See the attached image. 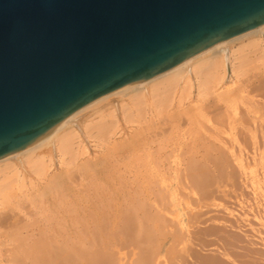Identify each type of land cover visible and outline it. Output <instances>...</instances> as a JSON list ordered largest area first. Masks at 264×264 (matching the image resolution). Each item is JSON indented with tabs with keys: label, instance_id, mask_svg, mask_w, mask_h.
<instances>
[{
	"label": "bare ground",
	"instance_id": "6f19581e",
	"mask_svg": "<svg viewBox=\"0 0 264 264\" xmlns=\"http://www.w3.org/2000/svg\"><path fill=\"white\" fill-rule=\"evenodd\" d=\"M85 117L89 119L85 120ZM167 125L169 127L164 128ZM156 129L161 132L156 133ZM261 139H264V25L221 41L174 69L78 109L42 141L0 159V211H20L25 200L45 205L51 236L44 247L29 244L40 254L33 256L32 264H127L121 250L116 256L119 245L115 237L124 231V220L133 225L136 233L143 234L158 232L162 224L168 222V237L178 244H175L176 248L174 244L170 247L173 255L178 257L177 264H188L187 251H193L198 245L220 247V242L224 244L226 238H235V231H232L233 235L229 231L237 229L238 225L234 223V217L231 222V218L225 216V223H230L226 225L225 219H220L223 216L215 214L216 210L210 208L212 204L205 200L209 196H202L198 203L199 195L190 200L191 197L186 198L170 188L166 173L174 171L176 179H190L194 191L201 189L203 173L207 174V171L223 174L237 166L243 178L252 179L255 171L246 161V151L252 148L254 154L261 156V163ZM244 141L248 142L247 146ZM90 144L96 152L91 151ZM123 166L128 168L127 173H133L136 167L139 169L134 172V181L129 182L132 185L140 178L147 184L142 188L144 203L136 198L134 193H138L134 189L124 187L121 182L126 179L121 173ZM218 177L219 181L207 185L208 189L211 194L227 196L229 181L226 176ZM152 180L160 187L154 199L149 193ZM85 182H90L91 188L82 191L77 186L82 187ZM194 191L192 194L195 195ZM199 206L208 208L206 213L210 215H199ZM219 208L222 213L234 207L217 204ZM45 211L42 212L44 215ZM126 214L131 215L124 217ZM198 224L206 225L205 228L210 230L203 232L204 228L198 233ZM23 228L12 235L16 243L20 240L17 239L18 231ZM94 231L95 235H100L101 242H89L88 237ZM227 240L226 246L231 241ZM5 242H0V255ZM24 245L16 247L26 257H31L33 253L30 256L29 253L33 250ZM153 252V264H169L166 254L160 255L158 249ZM234 254L238 255L237 252ZM104 256L112 261L107 262ZM2 258L0 256V264H7L4 256ZM15 258L18 264H26L25 260ZM143 258L133 264H147L148 259ZM12 262L9 264H14Z\"/></svg>",
	"mask_w": 264,
	"mask_h": 264
},
{
	"label": "water",
	"instance_id": "95a60500",
	"mask_svg": "<svg viewBox=\"0 0 264 264\" xmlns=\"http://www.w3.org/2000/svg\"><path fill=\"white\" fill-rule=\"evenodd\" d=\"M264 25V0H0V159Z\"/></svg>",
	"mask_w": 264,
	"mask_h": 264
},
{
	"label": "rangeland",
	"instance_id": "374dc122",
	"mask_svg": "<svg viewBox=\"0 0 264 264\" xmlns=\"http://www.w3.org/2000/svg\"><path fill=\"white\" fill-rule=\"evenodd\" d=\"M86 119L88 120L89 118L85 117V120ZM167 127H169V125L164 126V128H167ZM155 132L159 133V132H161V130L160 129H156ZM260 141H261L260 144L262 143L261 147H263L262 148V151H263L262 152L263 153L262 156H263V158H262V162L261 163H260V160H261L260 157L261 156L257 155V154H254V151L252 150L251 147H250L251 148L250 150L246 151L247 152L246 156H245L246 161L248 163L250 162L252 164L251 166H252V168H254V171H255L253 173V175H252L253 178L252 179L248 178V180H250V181H248L247 179L243 178L244 175H243V173H241L242 171L239 169V167L232 165L234 167H231L230 168L231 170L227 169V171H225L226 173H224V171H223V174L222 173H218V172L217 173H213V172H210V171L209 172L207 171V174H204L205 173L204 172L203 173L204 176L202 177L201 189L194 191V190H192L194 187H193V183L190 181V179L189 180H186V179L181 180V178L176 179L175 177H176L177 174L174 171H168L166 173L165 176L168 179L170 188L171 187L174 188L175 191H177L179 194L183 195L186 198L190 199V197H191L190 200H195L196 198H198V195H199L200 200L198 201V203H201V200L203 198H206V197L209 196L207 198L208 200L207 199H205V200L208 202V204H210V205L212 204L211 205L212 207H210V208L216 210V212H219V213H216V212H214V213L218 214L220 216H223L220 219L222 221L225 219L223 221L224 223L227 220V217H229V218H231V222L235 221L234 223H236L238 225L237 229L234 228L233 230L229 231L230 234L232 233V231L236 232V233L233 232L235 234V238H234V236L232 238L231 237L230 238H226L225 243H224V240H225L224 239L223 240L224 244H222V242H220V247H219V245L217 246L216 244H213L214 246H212V244H211L212 247L211 246L210 247H208V246L206 247L205 246L206 248H204V246L198 245V247L196 246L195 248L200 250V251L196 250L195 248L193 249V251L192 250L191 251H187V253H188L187 254V256H188L187 257V260H188L187 263L188 264H219V263L220 264H226V263L227 264H229V263L230 264H264V139H261ZM245 143H246V146H247L248 142L246 141ZM260 144H259V146H260ZM249 146H251V145L250 144L248 145V149H249ZM90 147H91V151H93V153H94V151L96 152V149H94L91 144H90ZM171 147H173V145ZM248 151H250V152H248ZM180 154H182V153L180 152ZM175 156H177V155H175ZM184 157L185 156H183V158ZM186 158L187 157H185V159ZM170 159L173 160L174 157H170ZM187 162H188V159L184 161V163H187ZM261 164H262V166H261ZM122 168L124 170L122 169L121 173L123 175L125 174L124 176L126 177L125 180L124 179L121 180V182L124 184V187H126L128 189H131V190L134 189L135 192L138 193V194L134 193V195H136V198H138L139 201H141V199H142V201L143 200L146 201L145 200V196H144V190L142 188H144V185H147V184H143L142 180H140V178L138 180H135L134 184H132V185L130 184V182L132 180L134 181V179H135L134 178L135 177V173H134L135 170H136V172H138L139 169L136 167V169H134L133 173H127L126 169H128V168H125V166H123ZM232 168H233V170H232ZM140 169H142V168H140ZM228 171H231L232 173L228 172ZM233 171L235 173H233ZM237 171H240V172H238V174L236 176ZM229 173H231V174H229ZM127 174L129 175L130 178L128 177ZM210 174H215L216 176H214V175L212 176ZM232 174H234V176H232ZM240 174H242V175H240ZM219 175H222L223 177L226 176V178L229 181L230 185L226 189V191H228L227 192V196L228 197L226 196V194H221V193L217 194L216 192L214 193L215 194V196H214V194H211L209 189H208L209 185L219 181V177H218ZM131 176H132V178H131ZM127 177H128V179H127ZM231 179H232V182H231ZM127 180H128V182H127ZM123 181H125V182H123ZM233 181L235 183H233ZM127 183H129L130 185H128ZM86 184L89 185V187ZM84 186H86V187H84ZM77 187L80 188L82 191L83 190L86 191V190H89L91 188V184H90V182L89 183L85 182V184L82 185V187H81V185L77 186ZM149 187L151 188L149 193H151V196L154 199L155 195H157L160 187H159V185L157 183H154L153 180L150 181ZM192 191L196 192L195 195L192 194ZM141 192H142V194H140ZM205 193H207V194H205ZM210 194H211V196H210ZM200 195H201V197H200ZM202 196H203V198H202ZM142 197H144V198H142ZM223 199H224L225 203L227 201L228 202L230 201L231 203H226L225 204L224 201H222ZM144 201H143V203H144ZM23 202L21 203L22 207H21L20 211H18V209L14 210V211L13 210H7V211H4V212L0 211V215L3 217V218L0 217V235H1L0 238H1V240H3V242H5L4 240H6V241L9 240L10 241V242H8V241L5 242V244L7 243L9 246L6 245V248H3L5 246V244H4V246L1 247L2 248L1 249V255H0L1 259H3L2 256H4L5 261L6 262L8 261L7 264H9V262H11L12 260H13L12 263L16 264V262H17V264H18L17 259L16 258L14 259V257H18V259L20 258L22 260V262H24V260H25L26 264H28V263L32 264V261L34 260L33 256L38 255L39 253L37 251H34V249L31 246H33V247H35V246L44 247V246H46L45 243L49 239V236H51V234H49L50 233V228H48L50 226H48L47 221H46V217H45V216H48L47 215L48 213L45 211L46 209H44L45 205H43L41 203L43 205V207H41L42 206L41 204H40V206L37 205L36 203L33 204V202L32 201L30 202V200H28V201L25 200ZM216 202H217V204H221V205L224 204L225 206L229 205V207H231V208L234 207V208H232V209L230 208L231 211H225L224 210L222 213H220L221 212L220 208H221V210H223V209H222V207H220L219 210H218ZM213 203H215L214 204L215 206L213 205ZM35 204H36V206H35ZM198 208H197L198 211L197 210L196 211L198 212L199 215H205V214H206V216L210 215V214L206 213L208 208H202L201 206H199ZM44 211L46 212V215H44L45 213H42ZM200 211H202V212H200ZM127 214L124 215V217H127V216L131 215V214H129V215H127ZM12 216L14 218H12ZM225 216H227V217L225 218ZM232 218L234 219V221H232L233 220ZM15 220H16V223H15ZM4 222H7V223H4ZM44 223H46V224H44ZM128 223L129 222H126L125 220H124V222H122V225H124L123 226L124 227V231L122 232L123 235L121 233V234H118L117 237H115V240H116V242L119 245V249H116V252H117L116 256L119 255L118 251L121 250V253H123L122 257L125 259L127 264H133L137 260H141L143 258V256H144L143 259H148L147 264H153L154 258H155L153 251H154V249H158L159 253L161 252L160 255L161 254L162 255L166 254V258L168 257L167 260L169 261V264L170 263H172V264H177L178 263V261H177L178 257L174 256L173 253H172V250L170 249V247L173 244H174L173 246L175 248L178 247V246H176L178 244H176L173 241H171L170 237H168V236H170V233L168 232L169 231L168 222L162 224L163 226L160 227L158 232H151L153 234H151V233L148 234V233H145V232H144V234L141 233V232L140 233H136L134 231V229H133L134 228L133 225L131 226V224H128ZM208 224L211 226L210 223H208ZM227 224L229 225L230 223H227ZM129 226H130L131 229L129 228ZM205 226L206 225L198 224V233L202 232L203 231L202 229H204ZM21 227L22 228L24 227V228L21 229L20 231H18L19 234L17 235V239H20V240H18L19 243H16L17 241H14L12 235L15 233V231H17V229H20ZM46 227L48 228V230H47ZM211 227H209V228H211ZM212 228H214V227H212ZM42 230H44V231H42ZM82 230L83 229H80V231H82ZM207 230H210V229H206L205 228L203 232H206ZM174 231H175L176 234H178L177 233V227L174 228ZM2 232H3V234H2ZM95 233L96 232L94 231V232H92L90 234L91 236L88 237L89 242H92V241L93 242H101L100 235H95ZM233 233H232V235H233ZM9 235H10V237H8ZM19 235H20V237H19ZM45 235H46V237H45ZM94 235H95V237H94ZM143 235H144V237H142ZM27 236H29V238ZM41 236H43V237H41ZM236 236H238V237L240 236V238H236ZM41 239H43L44 241L41 240ZM227 239H230L231 241H233L235 239V241H233V242H235L234 244L229 240L230 244H228V245H229V247L231 249L228 247V245L226 246V244L228 243ZM236 239H238V241L241 240V239L242 240L245 239V241L241 240V241L238 242ZM1 240H0V242H1ZM30 240H31V242H30ZM32 240H34V241L32 242ZM49 240L47 241V243H49ZM139 240H140V242H138ZM143 242H145V243H143ZM240 242H244V243L242 244ZM24 243H25V245L26 244L27 245L25 246ZM140 243H143V244H140ZM18 244L24 245V248H26V249L30 248L28 250H31V251L33 250L32 252L29 253V256L32 253L34 254V255L32 254V256H31L32 258L28 257V256L26 257L25 253L20 252L21 251L20 249L18 251V247H16V245H18ZM39 244H40V246H39ZM221 244H222V246L224 245V247H227V248H225V250H224L223 249L224 247L222 248ZM236 244H241L243 246L236 245ZM12 245H13L14 248L16 247L15 250H13L14 248L12 247ZM234 245H236V248H235ZM231 246L234 247V248H232ZM238 246H239V249L237 248ZM221 248L224 250V253L222 252L223 250ZM216 249H218V252H217ZM195 250L197 252H195ZM17 252H19V254ZM151 252H153V253H151ZM220 252H222L221 253L222 255L219 254ZM234 252L235 253L237 252L238 255L237 254L235 255ZM16 253L19 256H16ZM241 253L243 254V256H242ZM12 254H15V256L12 255ZM146 254H149V255H146ZM230 254H232L234 257L232 255L230 256ZM239 254L241 256H239ZM105 255H107V254H105ZM145 255H146V257H145ZM23 256L25 257V259H23ZM218 256H219V258L220 257L222 258L224 256V258H222V259L220 258V260H219ZM92 257H94V256L92 255ZM107 257L108 256H106V258ZM26 258H28V259H26ZM104 258H105V256H104ZM107 259H108L107 262L112 261V258H110V257L107 258ZM222 260L225 261L226 263L222 262ZM101 264H104V263H101Z\"/></svg>",
	"mask_w": 264,
	"mask_h": 264
}]
</instances>
